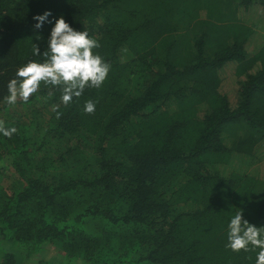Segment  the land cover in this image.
I'll return each instance as SVG.
<instances>
[{
    "label": "trees",
    "instance_id": "trees-1",
    "mask_svg": "<svg viewBox=\"0 0 264 264\" xmlns=\"http://www.w3.org/2000/svg\"><path fill=\"white\" fill-rule=\"evenodd\" d=\"M61 16L98 39L107 79L67 106L43 83L9 105ZM0 119L17 129L0 133V264L50 246L59 264H255L226 244L238 211L264 226V158L220 169L264 145V0H0Z\"/></svg>",
    "mask_w": 264,
    "mask_h": 264
},
{
    "label": "clouds",
    "instance_id": "clouds-1",
    "mask_svg": "<svg viewBox=\"0 0 264 264\" xmlns=\"http://www.w3.org/2000/svg\"><path fill=\"white\" fill-rule=\"evenodd\" d=\"M50 15V11L36 15L34 19L38 23L34 27L41 28ZM99 47L98 39L87 30L78 31L63 16L59 17L51 29L46 50L41 53L39 45H33V54L42 55L44 59L30 60L17 69L15 78L8 82L6 102L9 105H15L18 100L27 103L40 90L41 83L48 86L49 98L55 95L52 89L59 88L65 106L73 98H79L86 88L102 87L111 71V63L96 51ZM96 103L86 101L84 112L94 114ZM59 115L57 113L58 118ZM16 132L15 127L7 128L5 121L0 119V133L11 137ZM227 239L226 247L234 252L259 249L255 264H264V226L250 223L244 218L243 210L231 218Z\"/></svg>",
    "mask_w": 264,
    "mask_h": 264
},
{
    "label": "rangeland",
    "instance_id": "rangeland-1",
    "mask_svg": "<svg viewBox=\"0 0 264 264\" xmlns=\"http://www.w3.org/2000/svg\"><path fill=\"white\" fill-rule=\"evenodd\" d=\"M222 75L224 77V82L222 86V90L224 93H227L230 100L234 103L237 99L238 92L234 88L237 84H235V76L233 75V66L230 64L222 71ZM228 144L231 145V141L227 140ZM264 158V145L261 146L254 154L247 156H236L231 160V162L227 165L222 166L220 171L227 175L233 170L238 172H248L250 174L258 175V171L260 170V160ZM13 170V169H12ZM12 170H7L6 173H13L12 177H14V172ZM8 182H6L7 184ZM0 254H2L0 250ZM2 256L0 257V260ZM49 260L52 264H59L63 260L61 253L55 249L53 246H50L47 250L42 252L41 254L33 255L30 257L21 260L22 264H42L41 261Z\"/></svg>",
    "mask_w": 264,
    "mask_h": 264
}]
</instances>
